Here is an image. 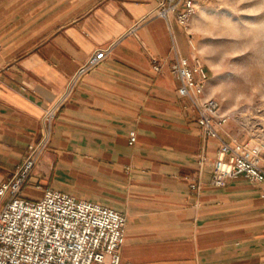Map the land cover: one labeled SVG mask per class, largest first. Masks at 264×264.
I'll return each instance as SVG.
<instances>
[{
  "label": "crops",
  "instance_id": "crops-1",
  "mask_svg": "<svg viewBox=\"0 0 264 264\" xmlns=\"http://www.w3.org/2000/svg\"><path fill=\"white\" fill-rule=\"evenodd\" d=\"M157 4L0 0V183L39 139L44 108L90 53L107 48L57 110L23 186L124 212L120 264H264V182L239 174L210 183L218 142L203 134L171 71L173 41L191 60L199 40L174 14H155ZM224 130L245 140L233 120Z\"/></svg>",
  "mask_w": 264,
  "mask_h": 264
},
{
  "label": "built area",
  "instance_id": "built-area-1",
  "mask_svg": "<svg viewBox=\"0 0 264 264\" xmlns=\"http://www.w3.org/2000/svg\"><path fill=\"white\" fill-rule=\"evenodd\" d=\"M196 8V0H158L154 12L165 18L174 14L177 21L187 27ZM107 50L96 49L71 74L64 91L44 108L39 139L27 145L22 162L0 183V264L121 263L126 226L124 212L49 187L44 188L37 199L20 195L23 184L48 147L57 110L80 77L100 64ZM171 51V71L180 82L179 96L189 100L203 134L218 142L217 156L211 163L210 183L221 186L227 177L239 174L254 182H264V145L239 139L237 134L232 136L224 130L233 114L222 110L217 98L205 94L209 76L201 58L194 55L189 60L181 54L175 41ZM152 67L159 69L157 58H152ZM135 139L136 134L131 131L128 142L132 144ZM204 160L201 154L200 164ZM190 187L197 191L199 184L192 182Z\"/></svg>",
  "mask_w": 264,
  "mask_h": 264
},
{
  "label": "rangeland",
  "instance_id": "rangeland-1",
  "mask_svg": "<svg viewBox=\"0 0 264 264\" xmlns=\"http://www.w3.org/2000/svg\"><path fill=\"white\" fill-rule=\"evenodd\" d=\"M196 5L188 27L199 40L198 56L211 67L209 93L232 112L245 140L264 145V0ZM20 192L31 199L42 195L29 186Z\"/></svg>",
  "mask_w": 264,
  "mask_h": 264
}]
</instances>
